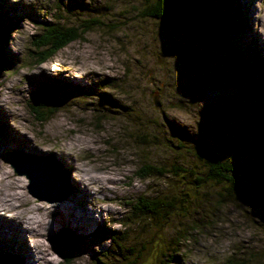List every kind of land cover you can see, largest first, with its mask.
I'll return each instance as SVG.
<instances>
[{
    "label": "rangeland",
    "instance_id": "374dc122",
    "mask_svg": "<svg viewBox=\"0 0 264 264\" xmlns=\"http://www.w3.org/2000/svg\"><path fill=\"white\" fill-rule=\"evenodd\" d=\"M195 1L201 0H171L169 18L157 20L141 16L143 0H0V28L9 22L15 27L1 50L10 64L0 72V176L15 175L25 197L50 209L41 215L21 207L9 178L0 181V208L13 198L14 210L8 208L7 215L27 216L35 229L39 220L49 224L39 255V248L23 255L24 244L0 231L1 256L10 252L23 264H264V206L226 195L224 184L212 181L194 189L193 175L141 178L145 164L189 167L200 174L195 168L201 163V144L226 158L244 142L247 151L237 154L238 165L255 168L262 160L264 139L252 87L256 79L216 50L211 31L203 28L205 7L200 4L190 14L184 7ZM237 2L246 30L231 33L235 52L247 62L255 52L262 61L264 0ZM93 19L98 23L92 29L44 63L36 62V53L45 49L40 44L45 28ZM51 85L61 93L45 101L42 111L53 106L54 114L39 123L33 113L35 93ZM158 89L160 106L155 107L152 95ZM141 135L150 143L143 144ZM28 143L41 146L28 149ZM60 145L69 146L71 155L63 157ZM18 153L17 159H62L57 163L60 187L37 191L42 200L31 196L25 175L9 165L10 154ZM74 165L96 180L84 189L90 194L83 191ZM174 192L194 203L167 220L141 217L135 224L137 219H130L131 202ZM73 204L76 211H87V226L62 208ZM56 207L62 217L52 213ZM69 233L77 240L67 263L51 237L65 234L61 242H66ZM174 253L179 261L169 262Z\"/></svg>",
    "mask_w": 264,
    "mask_h": 264
},
{
    "label": "trees",
    "instance_id": "16d2710c",
    "mask_svg": "<svg viewBox=\"0 0 264 264\" xmlns=\"http://www.w3.org/2000/svg\"><path fill=\"white\" fill-rule=\"evenodd\" d=\"M171 0H143V6L145 11L141 12V16L145 15L153 19L167 20L170 13V3ZM234 0H201L199 2L195 1L192 4H186L184 7L188 10V13H194L199 11L201 5L205 7L206 22L203 28L207 31H211V37L214 40L216 50L223 56L224 60L233 65H238L243 70L244 75L249 78L251 76L255 77V82L253 83V90L255 93V104L257 105V119H258V130L262 138L264 139V59L257 53H253L250 61H245L242 57L238 56L235 52L237 48L234 47L232 41L231 33H243L246 30L244 19L240 13V5L237 0H235V5H233ZM201 4V5H200ZM2 8V7H1ZM3 15L0 13V23L3 20ZM97 20L93 19L90 22L84 21L78 26H65L61 24H51L49 27L45 28V35L41 36L42 44L45 49L43 52H37V63L42 64L45 61L53 57L58 51L62 50L67 44L76 39L80 38L82 33L92 29V25L97 24ZM14 23L7 24L5 27L0 28V72L2 67L6 68L10 64L4 60L1 50L6 45V36L12 29H14ZM4 34V35H3ZM40 40V41H41ZM61 93V88L57 86L40 88L35 93V106L33 107V113L36 115L35 119L39 123H43L46 119L50 118L54 114L53 106L48 107L44 112L42 108L45 101L52 100L51 98L56 96V94ZM52 102V101H51ZM173 129H176L174 125H170ZM188 136V134H185ZM191 139V136H188ZM141 142L143 144L150 143L146 140L144 135H141ZM201 152H199L198 159L200 160V166L195 168L200 170V174H196L193 170L188 168H182L181 166H171L169 169L158 168L149 164H145L141 167V178L145 177H163L166 175L179 177H190L193 178V182L190 187L198 189L203 187L206 182L212 181L218 185L224 184L225 194L231 196H241L252 200L253 202L260 204L256 196H254L250 190H248L243 183L235 180L233 176H239L241 174H255L257 171L261 170L264 163L261 162L258 167L255 168H245L241 164L238 165L236 156L238 153L242 155L247 151L246 145L241 143V146H235L233 152H229L226 158H217L216 155L206 148L205 145L201 144ZM264 151L262 150V154ZM190 172V174H188ZM228 192V193H227ZM182 193V192H181ZM173 193V194H163L154 197H141L131 202L130 205V219L136 218L135 224L141 217H146L150 219H160L167 220V215L174 213L173 211H180L183 206H192L193 198H186L185 194ZM261 205V204H260ZM65 235V234H64ZM63 235V236H64ZM63 236L51 237L52 244L55 246V250L59 257L65 262H70L72 259L73 251H64L61 247V238ZM72 247L75 246L74 242L77 240L74 237V233H69L66 236ZM145 250V245L142 247V252ZM141 252V253H142ZM171 257V258H170ZM164 258V257H163ZM170 261L175 262L177 257L175 253L173 256H168ZM162 259H160L161 261ZM19 262V259L9 253H0V264L7 262L8 264H23ZM164 261V260H163ZM161 261V263L163 262ZM101 264V262H99Z\"/></svg>",
    "mask_w": 264,
    "mask_h": 264
},
{
    "label": "bare ground",
    "instance_id": "6f19581e",
    "mask_svg": "<svg viewBox=\"0 0 264 264\" xmlns=\"http://www.w3.org/2000/svg\"><path fill=\"white\" fill-rule=\"evenodd\" d=\"M4 115H5V113H4ZM8 132H9L8 138L11 139L12 137H14V136H12L13 135V129H10ZM23 139H25V138H23ZM25 141H26V143L29 142V140H26V139H25ZM40 144L30 143L27 148L28 149L29 148H32L35 145L37 147H40L41 146ZM57 147L61 148L62 149L61 151L65 153V155H63V157L67 156V154H70L71 155V148L69 146L63 147V145H60V146H57ZM27 160H28V158H27ZM61 160L62 159H60V161L59 160L58 161L56 160V162L53 163V166L58 169L57 163L58 162L61 163ZM69 162H70V160H69ZM66 164H67V162H66ZM73 167H76L75 170L76 169H79L80 170L78 172V174L80 173V177L79 178L77 177V179L79 180V183L84 186L83 191H84V189L86 190V188H88L90 190L89 185L95 183L96 180L91 181L92 179L89 178L85 174L84 169H82L81 167H77L76 165H74ZM8 174L9 173H6V172L1 173L0 181H3L4 179L7 180L9 178L10 181L8 180L7 184L8 183L13 184L14 190H15V195H16L15 198H17L19 200H22V203H20V205H22L21 207H23V205H25L24 207H28V208L32 207V209H29V210H31V211L33 210V212H39V213H41V215H42V211H47L48 210V208L46 207V206H48L47 203L45 204L44 202H38L35 199H31V198L25 197V194H22L21 191H20L21 189L19 188V186L21 184H18V180L16 179L15 175H13V174H9L8 175ZM10 177H11V179H10ZM72 183H73V180H72ZM74 183H75V179H74ZM11 188H13V187L11 186ZM84 192H86V191H84ZM86 194H90V193L89 192H86ZM63 199L64 198L58 197L56 199V202H59L60 200H63ZM12 200H13V198L11 197L10 200H7L6 201V205H5L6 208H4V207L3 208H0V231L2 233H4L6 236H8L10 239H12V241L19 240V242H22L24 245H26V247L24 245L22 247L23 248L22 249V254L23 255H26V254L34 255V253H32L33 251H35L34 248L36 250H38V248H39V250L41 251L40 253L37 252V251H35L36 254H38V255L39 254H42V252H44V250L41 247V245H42V243H41V237L44 234L43 233L44 232L43 228L46 229L47 228V225L49 226V224L48 223H45L43 221V219L42 220H39V224H38L39 227L35 229V228L31 227L32 224L30 223L29 218H26L27 216L25 217V216H18L17 215V216H14L13 217V216L7 215L6 212H11V210H9L8 208H11V209L14 210L13 205H10V203H11ZM68 200L71 201V199H68ZM4 201H5V199H4ZM7 202H9V204ZM3 205L4 204L1 202L0 203V206H3ZM62 208H64V210L67 213H70L71 214V218L72 219H74L75 221H78L81 224L87 226L88 222H86L87 221L86 219L88 217V214H87V211L85 210V208H81L82 212L76 211V208H75V205L74 204L72 206H70V207H67V205H66V206H63ZM49 210H48V212H49ZM52 213L55 214L56 216H58V215L61 216V217L63 216V212L60 211L57 207L54 210H52ZM8 216L10 217V219H9ZM54 225L56 226V223ZM27 233L29 235H27ZM29 237H30V240H29ZM36 237H38V238L35 240ZM28 241H30V244H29ZM31 243H34V244H31ZM37 258H40V257L37 256Z\"/></svg>",
    "mask_w": 264,
    "mask_h": 264
},
{
    "label": "water",
    "instance_id": "95a60500",
    "mask_svg": "<svg viewBox=\"0 0 264 264\" xmlns=\"http://www.w3.org/2000/svg\"><path fill=\"white\" fill-rule=\"evenodd\" d=\"M152 100L154 106L158 107L159 103L156 93L152 95ZM20 153L10 154L9 165L17 174L25 175V178L29 182L28 192L31 196L37 198L38 200H42L43 198L37 193V191H54L60 187L62 181L61 174L58 169L53 166L51 161L41 158H31L27 160V156H23L24 159H17L18 156H22ZM260 157L262 159L260 163H264V153ZM233 178L243 183L245 187L250 190L254 196H256L259 203L264 206V166L253 175L244 173L239 176H233ZM69 193L70 191L67 193L64 192L60 197L65 198L67 197V194L69 195ZM66 240V242H61V247L64 251L72 252V244L68 238H66Z\"/></svg>",
    "mask_w": 264,
    "mask_h": 264
},
{
    "label": "flooded vegetation",
    "instance_id": "af4514ba",
    "mask_svg": "<svg viewBox=\"0 0 264 264\" xmlns=\"http://www.w3.org/2000/svg\"><path fill=\"white\" fill-rule=\"evenodd\" d=\"M154 93H156V94H157V96L159 97V95L161 94V89H160V90H159V89H158V90H156ZM154 93H153V94H154ZM159 106H160V102H159ZM159 106H158V107H159Z\"/></svg>",
    "mask_w": 264,
    "mask_h": 264
}]
</instances>
